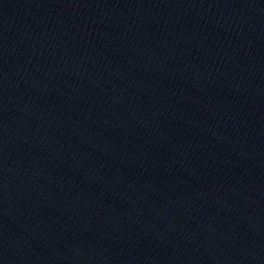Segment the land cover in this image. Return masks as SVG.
Masks as SVG:
<instances>
[{"label": "water", "instance_id": "obj_1", "mask_svg": "<svg viewBox=\"0 0 264 264\" xmlns=\"http://www.w3.org/2000/svg\"><path fill=\"white\" fill-rule=\"evenodd\" d=\"M0 264H264V0H0Z\"/></svg>", "mask_w": 264, "mask_h": 264}]
</instances>
